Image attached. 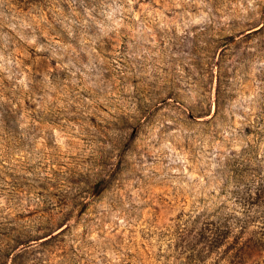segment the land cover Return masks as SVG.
<instances>
[{"label": "rangeland", "instance_id": "1", "mask_svg": "<svg viewBox=\"0 0 264 264\" xmlns=\"http://www.w3.org/2000/svg\"><path fill=\"white\" fill-rule=\"evenodd\" d=\"M0 264H264V0H0Z\"/></svg>", "mask_w": 264, "mask_h": 264}]
</instances>
